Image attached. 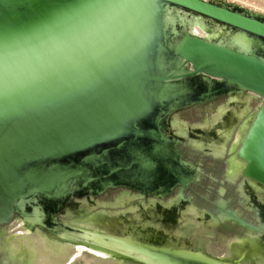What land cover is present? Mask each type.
I'll list each match as a JSON object with an SVG mask.
<instances>
[{"label": "water", "instance_id": "95a60500", "mask_svg": "<svg viewBox=\"0 0 264 264\" xmlns=\"http://www.w3.org/2000/svg\"><path fill=\"white\" fill-rule=\"evenodd\" d=\"M169 1L264 36V23L209 2ZM150 17L148 0H0L3 203L26 187L29 164L117 136L144 105L146 79L204 71L264 96V62L196 37L179 50L192 70L149 73ZM239 156L244 175L264 184V103Z\"/></svg>", "mask_w": 264, "mask_h": 264}, {"label": "rangeland", "instance_id": "374dc122", "mask_svg": "<svg viewBox=\"0 0 264 264\" xmlns=\"http://www.w3.org/2000/svg\"><path fill=\"white\" fill-rule=\"evenodd\" d=\"M209 1L264 15V0ZM165 31L170 43L186 34L173 37ZM246 34L252 43L246 52L260 49ZM233 92L170 115L166 133L180 137L177 145L190 163L181 157V167L196 168L182 193L177 186L162 195L116 186L94 194L90 204L75 202L76 209L68 202L63 208L70 210L56 216L76 240L41 224L29 227L19 212L11 211L10 220L0 223V264H31L21 251L29 236L40 246L44 236L69 245L71 255L62 264H264V185L243 175L245 161L236 155L262 98ZM83 205L90 208L78 211ZM44 252L40 247V256L54 257L49 249Z\"/></svg>", "mask_w": 264, "mask_h": 264}, {"label": "bare ground", "instance_id": "6f19581e", "mask_svg": "<svg viewBox=\"0 0 264 264\" xmlns=\"http://www.w3.org/2000/svg\"><path fill=\"white\" fill-rule=\"evenodd\" d=\"M203 1L264 23L263 14L255 13L250 16L209 0ZM148 2L151 17L146 68L149 73L160 75L192 70V63L185 61L179 53L187 37H196L264 62L263 35L169 0H148ZM186 9L193 11L195 16ZM163 27L169 30L173 37L182 34L183 31L186 34L178 42L170 43ZM247 32L254 36L251 41L255 49L260 48L255 52H246L252 46V43L249 45ZM230 90L238 95L244 91L261 95L225 77L214 76L204 71L165 80H144L141 92L144 105L137 114L124 123L117 136L67 156L41 159L29 164L25 174L26 187L17 191L7 203H3L0 189V223L10 220L11 211L19 212L29 227L41 224L68 240H76L77 236L67 232V227L59 222L56 214L76 209L78 206H74L75 202L78 204L86 201L90 204L93 195L106 187L122 186L137 191L143 189L145 193L162 195L177 186L182 193L196 168L192 164L188 170L181 167L185 165L181 157L186 160L177 145L181 139L179 137L176 140L169 132L166 133L169 129L170 115L177 110L212 101L228 94ZM260 97L262 101L236 151L237 157L244 160L245 165L246 160L239 156V149L264 103V96ZM218 115L227 118L223 112L220 114L218 112ZM235 116L234 114L230 118L233 119ZM227 119L229 120V117ZM219 124L220 120H217L216 126ZM187 164H190L188 160H186ZM84 193L83 198H79ZM68 202L71 204L67 205ZM65 204L70 209L63 208ZM81 207L78 211L83 212L90 208L85 209L84 205ZM235 218L243 221L238 214ZM256 228L259 229L257 226H252V229ZM33 239L34 237L29 236L25 240L26 247L21 248L23 253H28L26 257L31 258V264H62L71 255L72 248L65 243L44 236L43 244L40 246V242H35ZM40 247L41 253L49 249L54 257L48 254L40 256Z\"/></svg>", "mask_w": 264, "mask_h": 264}, {"label": "flooded vegetation", "instance_id": "af4514ba", "mask_svg": "<svg viewBox=\"0 0 264 264\" xmlns=\"http://www.w3.org/2000/svg\"><path fill=\"white\" fill-rule=\"evenodd\" d=\"M214 207L216 208V202H215V204H214ZM217 209V208H216Z\"/></svg>", "mask_w": 264, "mask_h": 264}]
</instances>
